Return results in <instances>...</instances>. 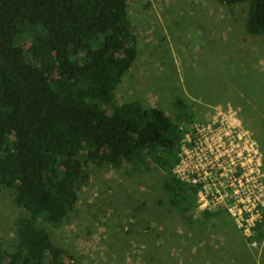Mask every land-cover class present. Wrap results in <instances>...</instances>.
Here are the masks:
<instances>
[{"label": "trees", "instance_id": "obj_1", "mask_svg": "<svg viewBox=\"0 0 264 264\" xmlns=\"http://www.w3.org/2000/svg\"><path fill=\"white\" fill-rule=\"evenodd\" d=\"M213 1L246 6V34L264 37V0ZM138 51L126 0H0V190L26 213L0 264H76L51 229L75 211L92 167L161 174L168 205L192 218L195 190L172 170L181 128L200 122L181 94L171 113L117 102ZM247 109L240 115L263 130L264 120ZM263 225L253 240L262 239Z\"/></svg>", "mask_w": 264, "mask_h": 264}, {"label": "rangeland", "instance_id": "obj_2", "mask_svg": "<svg viewBox=\"0 0 264 264\" xmlns=\"http://www.w3.org/2000/svg\"><path fill=\"white\" fill-rule=\"evenodd\" d=\"M126 2L139 55L117 89L119 104L139 100L171 113L173 97L181 94L199 122L226 104L239 115L249 106L246 112L264 120V37L246 34V6ZM261 131L253 130L258 141L264 140ZM260 146L264 159L262 141ZM90 170L75 211L51 229L76 264H264V225L262 239L251 246L224 212L179 216L164 198L157 172ZM25 214L11 192L0 190V249L16 247V222Z\"/></svg>", "mask_w": 264, "mask_h": 264}, {"label": "built area", "instance_id": "obj_3", "mask_svg": "<svg viewBox=\"0 0 264 264\" xmlns=\"http://www.w3.org/2000/svg\"><path fill=\"white\" fill-rule=\"evenodd\" d=\"M181 130L172 174L195 190L192 216L222 210L257 246L253 236L264 220V163L247 119L229 104L217 105L208 120Z\"/></svg>", "mask_w": 264, "mask_h": 264}]
</instances>
